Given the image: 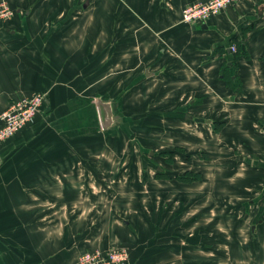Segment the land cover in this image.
I'll use <instances>...</instances> for the list:
<instances>
[{"label": "crops", "instance_id": "0c3cea01", "mask_svg": "<svg viewBox=\"0 0 264 264\" xmlns=\"http://www.w3.org/2000/svg\"><path fill=\"white\" fill-rule=\"evenodd\" d=\"M6 1L16 14L0 23V112L6 102L25 92L46 93L50 106L46 114L38 113L34 122L0 145V264H74L84 251L114 245H128L130 264H222L220 258L229 264L228 255L235 260L247 254L245 243L236 241L231 230H218L216 222L226 218L224 214H198V191H192V185L198 187V179H161L170 194L165 209L171 214L155 213L159 199L150 193L147 200L152 208L144 219L141 202L132 194L124 195L122 186L117 196L108 191L102 197L100 192L97 198L93 196L95 186L90 180H75L80 165L69 154L70 149L56 147L58 132H39L49 121L58 122L61 118L53 114L63 113L65 108L89 109L84 113L87 117L78 118L75 110L66 114L63 126L75 128V132L65 133L67 138L83 136L85 130L78 128L90 125L95 129L93 123L101 126L97 98L110 100L115 112L117 104L99 93L95 100L76 96L75 79L105 76L113 61L120 66L145 61L143 76L135 65L116 67L114 75L121 79L124 70H131V89L144 76H163L164 92L198 93V101L177 109L192 107L198 118L216 124L213 138L219 141L222 137L239 146L227 152L214 150L228 164L211 165L208 172L200 170V181L220 192L216 197L230 198L240 184L250 182L245 178L249 173L243 176L232 164L233 156L264 169V11L258 12L264 0H241L206 22L190 25L182 21V10L198 0ZM247 25H252L248 31ZM234 44L238 50L231 49ZM169 47L176 55L180 53L181 61L197 68L196 84H186L193 80L187 73L174 72L181 65L173 64L179 59L169 54ZM184 114V118L190 117L188 112ZM119 116L123 124L125 117ZM194 162L198 165V157ZM187 165L186 172L198 173V168L195 171ZM84 166L82 172H97L96 181L104 182L102 166L97 170L94 165ZM163 169L167 168L157 167L161 173ZM212 197L211 206L218 205ZM208 215L214 218L206 224ZM204 228L210 238L205 240L208 243L198 244V237L205 235L198 230Z\"/></svg>", "mask_w": 264, "mask_h": 264}, {"label": "rangeland", "instance_id": "374dc122", "mask_svg": "<svg viewBox=\"0 0 264 264\" xmlns=\"http://www.w3.org/2000/svg\"><path fill=\"white\" fill-rule=\"evenodd\" d=\"M240 1L241 0H239V2ZM15 14L14 8L8 1L0 0V23L8 22L14 18ZM182 21L189 25L191 24L183 20V10ZM251 27L252 25H247L245 30L248 31ZM234 46L236 50H238L235 44ZM169 54L173 56L176 55L172 47H169ZM179 54L176 55L179 61H173V64L180 63L181 66H178V64L176 66L177 69L174 68V72L187 73L193 80L188 79L186 84H196V81H198V76L196 75L197 68L187 61H181L182 57ZM146 64L147 62L139 60L138 62H124L120 66L119 62L113 61L111 66H109V68L107 67L105 76L94 75L88 77L86 75L83 79H75V87L79 91L74 93L76 96L95 100L93 97L99 93L98 95L109 97L117 104L118 108L116 109L115 117L119 119V124L115 123L113 128L108 129V132H104L100 124H94V120L91 121L92 119H88V122L93 123V126L96 127L95 129L89 128L90 125L84 126L78 128L80 130H85L83 136H75L74 139L70 137L67 138L65 133L75 132V128L63 126L66 124L67 120L66 114L73 113L75 110L77 112L76 115H79L78 118L87 117V114L84 113L89 111V109L82 107L80 109L65 108L63 109V113H54V117H60L61 119L58 122L49 121L39 133L46 134L50 132V130L58 132V140L60 143L56 147L60 150L70 149L69 154L74 156L72 158H74L75 163L80 165L77 166V168H80L76 170L75 180H90L95 186V189H92L93 196L97 198L100 192L102 197L107 191L117 196L119 195L118 188L122 186L124 195L129 196L132 194L134 198L139 199L142 204V215H145L144 219H146V214L150 212L152 208V204H149L147 200L150 193L159 199V201L156 202L157 210H155V213L159 215L165 213L168 215L171 214L169 210L165 209L169 206L168 199L170 194L167 193L166 182L161 179H166L170 176L186 181L198 179V187L194 188V185H192V191H198V214L207 211L209 213L219 212L224 214L226 218H220V220L216 222V226L219 227L218 230H231L235 240H239L240 244H242V240V242L245 243V247L249 250L247 254H244L242 257L238 256L240 258H236L235 260L231 259L228 255L227 260L229 264H264V169L260 167L256 169L249 165L247 161L242 160L241 156H233L235 158L232 164L234 163L236 168L239 169L240 172H243V176L245 175L244 173H249L245 175V178L250 182L249 184L245 183L244 186L240 184L241 187L236 188L235 192L231 193L230 198L223 199V197L220 199L216 197L221 196V194H217V192H220L214 191L211 187L209 188L208 186L210 185L208 183L200 181L202 179L200 170H207L208 172L211 165L217 163L228 164L225 157H221L215 152L217 151L216 149H219V152H227L236 147L239 148V146L236 145V142H226L222 137H220L221 139L219 141L216 140L215 135V138H213V133H215L213 128H217V126H215L216 124L212 126L207 124L205 119L198 118V111L194 110L192 107L188 106L187 110L177 109L178 106H182L192 100L198 101L200 99L198 93L164 92L163 78L166 77L163 76H144L133 90L129 85L132 79H134L131 70H124L126 74H124L121 79L114 75L116 67L117 69L120 67L129 68L135 65L133 68H137L136 72H139V74L143 76L145 74ZM172 78L175 79L178 78V76L173 75ZM65 83L72 88L74 87V85L70 83ZM88 85L90 86L88 87ZM86 88H88V90L83 91ZM135 90H138V92H134ZM36 94L42 97L41 109L38 116H41V113L46 114L47 112L45 110L49 108L47 105L50 106L49 96L43 92H25L19 94V96L15 98L12 97L13 99L6 102L5 108L0 112V116L4 110L10 108L19 98ZM71 95L72 93H70L69 96L71 97ZM169 101L170 107L167 106ZM187 112L190 114L188 119L184 118V113ZM180 113H182L183 116H177L178 114L180 115ZM120 114L125 117L123 124L120 123ZM121 119H123L122 116ZM2 122L1 120V124ZM49 124H51V126ZM14 135L10 137L12 138ZM217 143L219 146H217ZM197 157L198 165L194 162ZM218 157H220V160ZM186 162L189 164L187 166L193 169L195 168V171L197 170L196 168H198V173L186 172L184 168ZM205 162L210 164H205ZM84 165H94L93 167L95 170H97L96 168L98 166H102L105 176L102 181L104 182L98 183L96 181L97 172H90L91 174H88L89 176L82 172V166L86 169ZM158 166L167 169H163L161 173L157 170ZM170 167L173 169L170 170ZM248 170H250V172H247ZM153 181L159 183L153 184ZM98 184L101 187L103 185V188H97ZM127 186L129 188L128 191H126ZM115 188L117 191L114 193ZM152 188L154 190L150 192ZM211 196H213L212 201L218 205L211 206ZM106 197L109 199L111 198L109 195H106ZM80 206L83 207V204L80 203ZM106 206L108 208L110 207L108 205ZM190 209L191 208H189L188 212ZM261 213H263V217L258 216V214ZM99 214L104 216V212ZM99 214H97V216H99ZM123 216H125L124 213ZM206 218V224H208L211 222L210 219L214 217L208 215ZM259 219H262V221ZM141 223H145V220ZM202 223L205 224V222ZM253 226L254 229L252 228ZM142 227L141 233L144 234L145 228L142 230ZM198 231L199 233L205 234L203 237L206 238L201 239L203 237H198V244L208 243L205 241L209 240L207 238H210L207 230L204 228L203 231ZM226 237L227 236H224V238ZM231 237L232 236H228L229 239ZM218 242L224 244L222 241ZM113 247H125L130 252L128 245H114L108 247L96 246V248L103 249ZM203 254L210 256V253L207 254L204 252ZM230 255H232V253H230ZM225 260L220 258L219 263L222 262V264H227L223 262Z\"/></svg>", "mask_w": 264, "mask_h": 264}, {"label": "built area", "instance_id": "2783aa9c", "mask_svg": "<svg viewBox=\"0 0 264 264\" xmlns=\"http://www.w3.org/2000/svg\"><path fill=\"white\" fill-rule=\"evenodd\" d=\"M237 2L239 0H198L185 6L183 20L191 24L206 22ZM231 49L235 51L236 47L233 45ZM41 104L40 95H26L4 110L0 116L3 121L0 126V143L31 123L40 112ZM75 264H130V252L125 247L94 248L80 254Z\"/></svg>", "mask_w": 264, "mask_h": 264}, {"label": "water", "instance_id": "95a60500", "mask_svg": "<svg viewBox=\"0 0 264 264\" xmlns=\"http://www.w3.org/2000/svg\"><path fill=\"white\" fill-rule=\"evenodd\" d=\"M263 11H264V2H261L258 5V12L261 14ZM149 73L150 72L148 71L146 72V74L148 75ZM96 102H97L98 113L102 128L106 130L113 127V125L118 121V118L116 119L115 117V110L112 102L110 100H106L101 97L97 98ZM249 161L252 162L251 159H249ZM256 163L260 164L259 162ZM262 165H264V163ZM254 226L252 227L253 229Z\"/></svg>", "mask_w": 264, "mask_h": 264}]
</instances>
